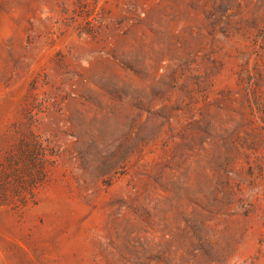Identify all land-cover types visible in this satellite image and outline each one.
Listing matches in <instances>:
<instances>
[{"label":"rangeland","instance_id":"1","mask_svg":"<svg viewBox=\"0 0 264 264\" xmlns=\"http://www.w3.org/2000/svg\"><path fill=\"white\" fill-rule=\"evenodd\" d=\"M0 264H264V0H0Z\"/></svg>","mask_w":264,"mask_h":264}]
</instances>
